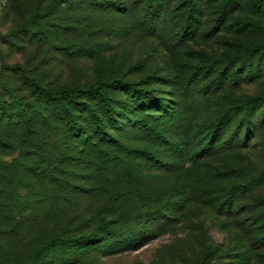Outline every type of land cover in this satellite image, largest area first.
I'll return each instance as SVG.
<instances>
[{
    "label": "rangeland",
    "instance_id": "obj_1",
    "mask_svg": "<svg viewBox=\"0 0 264 264\" xmlns=\"http://www.w3.org/2000/svg\"><path fill=\"white\" fill-rule=\"evenodd\" d=\"M224 4L0 0V264H264V0ZM98 81L140 128L37 88Z\"/></svg>",
    "mask_w": 264,
    "mask_h": 264
},
{
    "label": "trees",
    "instance_id": "obj_2",
    "mask_svg": "<svg viewBox=\"0 0 264 264\" xmlns=\"http://www.w3.org/2000/svg\"><path fill=\"white\" fill-rule=\"evenodd\" d=\"M234 3L235 0H225V4L223 6L224 11H226ZM148 9L151 11L152 14H157L159 11L157 8L152 6H149ZM38 14L39 13H34L32 15V19H34L35 22H38L37 19L39 17ZM43 27H45L43 24L39 25V28H43ZM243 54L246 56L250 55L249 52H245ZM195 75L196 73L194 72L192 76L193 79ZM217 79L219 82H221L220 77H218ZM119 84L120 82L118 81H105V82L98 81L96 83L90 84L85 88L66 87L63 89L60 88L46 89L41 86H37V88L40 90V93L42 94V97L45 100H47L48 102L60 104L62 108H66L67 110L69 109V107H80L83 104L79 102L77 99L95 98L102 104V106H104V108L106 109L110 118L113 121H115V117H114L115 114H119L120 117L123 119V121H125V123H127L128 125L132 127L140 128L141 124L137 122L135 119L130 118L126 110L121 111V109L124 107V102L121 100H114L113 98L107 95L106 92L107 88H115ZM123 85L131 91L132 96L135 97L136 100L139 99L138 96L139 94H143L144 99L142 102L145 105L150 106L153 104H157L159 107H162L163 103L160 102V100H157L148 90L139 91L134 83H128ZM21 107L22 110L25 111L24 107L23 106ZM231 111L232 108L225 109V111L219 117L214 118L213 121L209 124L208 133L211 137V141L209 142V144H206V146L202 147L199 150V154H202L205 150L209 148L210 149L213 148L218 133L226 125ZM91 116H92L93 132L95 133L98 141H95V137L93 135H89L87 131L82 130V127L79 125L77 121L70 119L69 122L71 123L72 126L73 135L80 137L84 145L89 146L90 148H94L98 151H102V149L100 148L99 141L116 143V139H114L112 135L106 131L103 119L100 118L95 113H92ZM231 142L232 139H229L228 143ZM43 251L44 250L42 249L35 251L30 264H38L39 261L41 260V256L43 255Z\"/></svg>",
    "mask_w": 264,
    "mask_h": 264
}]
</instances>
